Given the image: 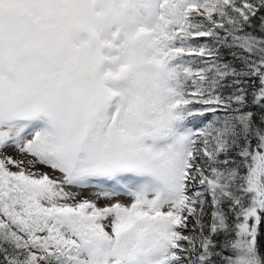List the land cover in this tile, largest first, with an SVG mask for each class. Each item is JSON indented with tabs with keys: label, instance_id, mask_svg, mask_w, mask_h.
Listing matches in <instances>:
<instances>
[{
	"label": "snow or ice",
	"instance_id": "1",
	"mask_svg": "<svg viewBox=\"0 0 264 264\" xmlns=\"http://www.w3.org/2000/svg\"><path fill=\"white\" fill-rule=\"evenodd\" d=\"M0 264H264V0H0Z\"/></svg>",
	"mask_w": 264,
	"mask_h": 264
},
{
	"label": "rangeland",
	"instance_id": "2",
	"mask_svg": "<svg viewBox=\"0 0 264 264\" xmlns=\"http://www.w3.org/2000/svg\"><path fill=\"white\" fill-rule=\"evenodd\" d=\"M37 167L40 168V166H37ZM40 170H42V171H48L47 169H42V168H40ZM93 191H95V190H88V191L84 192L83 195L85 197L91 196V194H92ZM98 203L101 204V205H103L104 201L103 200H100V201H98Z\"/></svg>",
	"mask_w": 264,
	"mask_h": 264
}]
</instances>
